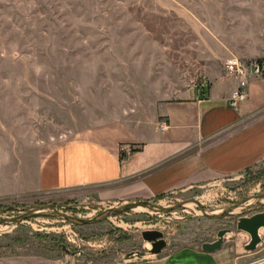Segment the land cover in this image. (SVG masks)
Here are the masks:
<instances>
[{
	"label": "rangeland",
	"instance_id": "rangeland-1",
	"mask_svg": "<svg viewBox=\"0 0 264 264\" xmlns=\"http://www.w3.org/2000/svg\"><path fill=\"white\" fill-rule=\"evenodd\" d=\"M243 14L241 0H0V159L26 148L25 132L62 130L69 101L89 77L155 67L177 80L182 35H193L197 22L221 45L261 46ZM140 201L112 208L85 191L0 197V256L80 251L84 260L111 264L149 253L144 229L163 231L171 250L200 247L222 228L230 229L222 246L241 254L242 264L264 256V227L256 250L245 248L250 235L237 228L240 217L264 210V162Z\"/></svg>",
	"mask_w": 264,
	"mask_h": 264
},
{
	"label": "crops",
	"instance_id": "crops-1",
	"mask_svg": "<svg viewBox=\"0 0 264 264\" xmlns=\"http://www.w3.org/2000/svg\"><path fill=\"white\" fill-rule=\"evenodd\" d=\"M241 3L249 37L261 46L221 45L197 22L193 35H182L177 80L155 67L89 77L69 101L62 130L45 137L25 132L26 148L10 162L0 159V197L85 191L114 208L263 163L264 79L250 80L246 97L233 105L238 81L224 70L231 56H264V0ZM242 258L225 246L185 245L111 264H242ZM0 264L106 263L55 252L3 255Z\"/></svg>",
	"mask_w": 264,
	"mask_h": 264
},
{
	"label": "water",
	"instance_id": "water-1",
	"mask_svg": "<svg viewBox=\"0 0 264 264\" xmlns=\"http://www.w3.org/2000/svg\"><path fill=\"white\" fill-rule=\"evenodd\" d=\"M143 203H149L147 201H140ZM125 206V205H123ZM121 206V207H123ZM120 207V206H119ZM118 208V207H114ZM264 227V210L258 211L255 214H252L250 216L243 215L238 219L237 222V228L239 230H245L249 233L250 239L244 244L245 248L248 250H256L258 247V243L261 241V233L260 228ZM229 228H222L218 230L217 238H215L213 241H204L201 243V246L203 249L207 251H215L217 249H220L222 247V243L224 241V238L229 233ZM141 234L143 235L144 239H146L148 242H150V249L149 252L153 254H157L158 252L163 251L166 249L167 240L164 236L163 231L159 229H144L141 231ZM141 251H133L130 253H127L126 258L137 255H142Z\"/></svg>",
	"mask_w": 264,
	"mask_h": 264
},
{
	"label": "built area",
	"instance_id": "built-area-1",
	"mask_svg": "<svg viewBox=\"0 0 264 264\" xmlns=\"http://www.w3.org/2000/svg\"><path fill=\"white\" fill-rule=\"evenodd\" d=\"M224 70L238 81V87L231 95L233 105H237L241 99L246 97V87L250 80L257 77L264 79V56L252 58L231 56L225 60ZM125 150L129 152L131 149L125 148ZM74 253L81 254L80 251ZM262 260L264 258H259V261Z\"/></svg>",
	"mask_w": 264,
	"mask_h": 264
},
{
	"label": "bare ground",
	"instance_id": "bare-ground-1",
	"mask_svg": "<svg viewBox=\"0 0 264 264\" xmlns=\"http://www.w3.org/2000/svg\"><path fill=\"white\" fill-rule=\"evenodd\" d=\"M150 244V242H148Z\"/></svg>",
	"mask_w": 264,
	"mask_h": 264
}]
</instances>
